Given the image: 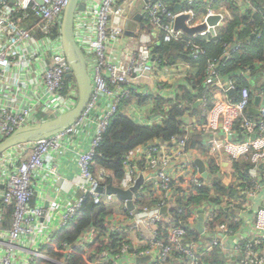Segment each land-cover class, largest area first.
Segmentation results:
<instances>
[{
    "label": "built area",
    "instance_id": "1",
    "mask_svg": "<svg viewBox=\"0 0 264 264\" xmlns=\"http://www.w3.org/2000/svg\"><path fill=\"white\" fill-rule=\"evenodd\" d=\"M174 1L182 7L178 12L169 10ZM235 1L244 3L245 11L253 9V0ZM214 2L80 0L85 9L75 15V40L88 64L92 98L81 117L65 131L15 146L0 155V264H74L77 257L84 264H200L203 255L199 245L188 238V230H195L199 221L196 222L199 210L204 216L201 234L209 241L207 251L218 252L221 264H264V83L255 96L261 99L258 115L249 116L255 93L249 88L236 92L234 78L224 81L219 62L210 61L203 85L212 94L217 89V98L209 111L204 109L205 98L199 99L196 103L202 113H188L192 117L185 130L202 136L201 150L190 149L186 135L169 141L156 139L123 157L124 176L117 186L105 185L109 175L103 169L94 172L103 135L117 114L143 126L162 123L164 114L157 111L158 101L172 100L174 90L160 83L157 76L168 79L187 64H178L176 69L167 67L154 46L161 39L171 43L186 38L190 59L204 55L205 50L195 39L215 37L221 27H215L213 36L207 30L190 37L176 31L174 24L179 17L188 15L186 25L195 28L209 17L220 16L224 26L226 7ZM68 3L69 0H0V144L19 129L56 119L77 105L78 87L76 81H66L70 65L61 43ZM200 3L205 6L201 14L184 8V4L197 8ZM138 5L142 22L131 29L135 16L132 11ZM127 31L133 37L127 36ZM120 43L122 48L117 51ZM230 53L227 49L223 57H230ZM230 92L234 94L231 100L226 97ZM142 98H147L148 103L141 106ZM85 140L87 150L77 152L73 147ZM70 154L77 156L79 168L73 179L59 174L60 161ZM224 159L229 165L239 163L245 169V180L234 168L226 175L234 196L222 198V205H217L216 194L211 193L212 201L190 205L187 210L192 216L186 223L178 222L171 212H182L179 198L187 203L197 190L211 186L222 176L215 168L222 173ZM197 160L204 164L203 173L195 164ZM140 178L143 183L132 196L133 210L128 209L126 201L121 209L114 210L112 205L118 197L108 195L106 188L129 191ZM47 179L53 180L50 187L55 189L54 198L37 202V187ZM63 196L67 197L65 202ZM87 199L95 206L109 207L104 229L91 227L74 243L58 247L55 235L78 219ZM6 208L13 209L8 226ZM226 208L234 211L230 213V223L219 222L210 229L217 211ZM52 217L57 218V225L56 231L50 233L48 220ZM241 224L243 228L239 230ZM113 235L128 242L115 250L111 248ZM51 248L59 259L47 254ZM147 258L145 263L137 262Z\"/></svg>",
    "mask_w": 264,
    "mask_h": 264
},
{
    "label": "trees",
    "instance_id": "2",
    "mask_svg": "<svg viewBox=\"0 0 264 264\" xmlns=\"http://www.w3.org/2000/svg\"><path fill=\"white\" fill-rule=\"evenodd\" d=\"M177 1L169 5V10L175 12V5ZM216 5L224 4L227 10V20L223 27H221L215 37L208 36L205 39L199 37L195 39L198 45H201L205 50V54L200 56L197 60L190 59L186 46L188 39L181 41H173L171 43H164L161 39L158 46H154V51L160 57L167 61V67L177 68L178 64H188L185 70H175L173 75L172 90L176 91V96L170 101H158L159 113L164 114L161 124L155 126H143L132 120L131 118L119 113L113 119L107 131L103 135L101 145L98 149L100 155L95 157L94 172L103 169L109 175L106 179L105 185L117 186L123 178V157L134 151L140 146L151 143L156 139L162 141H169L173 137L188 136L189 148L201 150L203 148V138L200 134L186 132L188 116L187 113L193 115H201L202 108L195 107L199 99L205 98V111L212 109L215 103V95L212 91L205 88L203 83L207 77V68L210 61L219 62V73L224 81L234 78L236 92L243 88H249L252 92L251 81L246 76H239L242 71H249L248 75L257 82L264 76V0H253V9L245 11L244 3H239L235 0H215ZM204 6L203 3L198 4V7L188 6L184 4V8H193L199 12ZM57 34L56 31H54ZM240 45V48L237 46ZM229 49L230 57H223L225 51ZM171 60L173 63H171ZM164 67V65H163ZM192 69V71L190 70ZM245 72V73H247ZM244 73V74H245ZM160 83L170 85L172 77L166 79V76H157ZM66 81L75 84L74 78H67ZM148 103L147 98L139 99V104L145 105ZM166 107L167 112L164 111ZM249 116H253L249 112ZM187 122V123H186ZM235 168L242 180H245V171L242 173L241 166L235 164ZM216 194L214 203L222 205V198L233 197L234 192L223 185L221 179L217 178L211 186L197 190L195 196H191L187 203L184 199L179 198V206L181 213L178 210H173L171 213L174 218L181 223H186L192 216L187 210L190 205L198 206L202 202L212 201L211 193ZM161 202V199L158 198ZM13 213L12 208L5 209V225L8 226L9 219ZM109 207L106 205L95 206L90 199H87L83 209L80 211L78 219L67 229L58 232L54 237V243L61 247L65 243H74L81 234L91 228L97 227L104 229V220L109 216ZM224 211L221 209L216 213L210 229H213L219 222L230 223L229 217H224ZM231 227L236 230V226L231 224ZM189 236L199 237L195 230H188ZM111 248L118 249L122 243L128 242V239L121 240L119 236L113 235L111 237ZM120 242V244H117ZM118 246V247H117ZM100 247H94V250L99 251ZM47 254L60 258L56 255L53 249L46 251ZM218 252L211 257L216 264H221L222 259ZM209 257V258H210ZM91 259L92 255L89 254ZM209 258H205L200 264L208 263ZM74 264H84L82 258L74 259Z\"/></svg>",
    "mask_w": 264,
    "mask_h": 264
},
{
    "label": "water",
    "instance_id": "3",
    "mask_svg": "<svg viewBox=\"0 0 264 264\" xmlns=\"http://www.w3.org/2000/svg\"><path fill=\"white\" fill-rule=\"evenodd\" d=\"M181 8L182 7L180 4L175 6V10L177 12L181 10ZM84 9L85 7L80 3V0H69V3L64 10V16L61 25V43L64 55L66 56L67 61L70 65V70L68 71L67 78L75 79L79 91V99L77 105L71 111H68L67 113L61 115L56 119L37 124L35 126L19 129L0 144V155L15 146L38 142L65 131L70 126H72L86 110L92 98L93 85L88 72V64L85 55L76 43L74 31L76 12L83 11ZM189 18L190 17L188 15L179 17L174 24L175 30H181L190 37L208 30L210 35L213 36L215 35V27L223 26L220 16H212L206 20V23L195 28H189L186 25V21L189 20ZM136 19L140 20V17H137ZM126 35L133 37L134 34L127 31ZM230 94L232 95L233 92H231ZM260 101V97H256L254 104L255 107L249 110L256 116L258 115L257 108L260 104ZM196 106L197 105H195V107ZM195 164L200 169V172L203 173L204 164L202 163V161L197 160ZM142 183L143 179L140 178L137 181L136 185L129 191H123L121 189L108 186L106 188V193L108 195H115L122 201H126L128 209L132 211V196L138 191ZM0 188H2L1 185ZM101 191L102 190H100V192ZM162 213L165 214L166 209H163ZM203 220L204 216L201 213L198 223L193 227V229H195L199 233L203 232ZM147 260L149 259H138L137 262L145 263Z\"/></svg>",
    "mask_w": 264,
    "mask_h": 264
},
{
    "label": "crops",
    "instance_id": "4",
    "mask_svg": "<svg viewBox=\"0 0 264 264\" xmlns=\"http://www.w3.org/2000/svg\"><path fill=\"white\" fill-rule=\"evenodd\" d=\"M178 4H180V3H176V5H178ZM175 5V6H176ZM139 9H141V5H138V8L136 9H133V14L135 15L134 16V19L130 22V25H129V28H131L132 29V27H133V24H137V26H139V24L142 22V18H141V16H140V13H139ZM204 9H205V6H203L202 8H201V10H199V12H197L198 14H201V13H203V12H205L204 11ZM137 17H140V20L138 19H136ZM219 30V29H218ZM218 30H217V32H218ZM130 37V36H129ZM118 46L116 47V49H117V51H119L121 48H122V44L120 43V44H117ZM159 45V44H158ZM157 45V46H158ZM114 54H116V53H114ZM171 63H173V61L171 60ZM188 65V64H187ZM187 65H185V67H184V69L183 70H185V71H187L188 70V68L186 67ZM191 71H192V69H190ZM173 72H174V70H173ZM242 73H239L238 75L240 76ZM241 76H246V77H248L251 81H249V83H251V85H252V89L254 90L255 89V91H254V93H255V95H254V97L255 96H257V93H258V91L260 90V88L262 87V85H263V83H264V76H262L261 78H260V80L257 82V85L255 84L256 83V81H254L253 79H251V77L247 74H242ZM171 77H172V79L170 80V85H169V87L172 85V81H173V73H172V75H171ZM171 88V87H170ZM176 89L172 92L173 94H174V96L176 95ZM214 91H215V93L216 94H218V90L217 89H214ZM215 93H214V95H215ZM231 93V92H230ZM230 93H228V94H226V97H227V99H229V100H231L232 99V97H233V95L234 94H230ZM174 96L171 98V99H174ZM215 97L217 98V95H215ZM256 98V97H255ZM254 104H255V100H254ZM253 104V106L251 107V108H254L255 107V105ZM196 105H197V103H196ZM197 107H199V105H197L196 106V108ZM250 108V109H251ZM249 109V110H250ZM154 113H156V111H154ZM251 114H253V116H256L253 112H250ZM152 116H157V114H153ZM187 116H189L190 118L188 119V121L187 122H190L191 121V115H189L188 113H187ZM198 116V115H197ZM200 116V115H199ZM136 122V121H135ZM186 122V123H187ZM189 127V126H188ZM88 137H86L85 139H87ZM77 152L78 151H86L87 150V142H86V140L81 144V145H75L74 147H73ZM239 166H241V171H242V173L245 171V169H244V167H243V165H241V164H239V163H237ZM222 173L220 172L221 170L219 169V168H215L217 171H218V173H219V175H222V176H220V178L219 179H221L222 180V182H223V185L225 186V187H227L228 188V185L230 184L229 183V179L226 177V175H228V172H230V170H232L233 168L235 169V171L237 172V169L235 168V165H229L228 164V162L226 161V159H224V161H222ZM238 173V172H237ZM59 174L62 176V177H64V178H67V179H73V178H75V177H77L78 176V174H79V168H78V165H77V156L76 155H74V154H70V155H67L66 157H64L61 161H60V168H59ZM246 174V173H245ZM41 180V179H40ZM40 180H38V183L40 182ZM52 182H53V180L52 179H47L46 181H44V182H41V183H39V187H37V202H39V201H52L53 200V198H54V195H55V192H54V190H51V185L50 184H52ZM228 184V185H227ZM67 200V197H65V196H63L62 197V201H66ZM122 200L121 199H119V198H117V200L114 202V204L112 205L113 206V208H114V210H116V209H121V205H122ZM111 211H113V210H111ZM223 211H224V217L226 216V217H229V216H231L230 215V213L233 211V210H230V209H223ZM203 214V212H202V210H199L198 212H197V218H196V222L199 220V217H200V214ZM233 214H234V211H233ZM56 225H57V218H55V217H52L51 219H49L48 220V229H47V231H49L50 233H52V232H54V231H56ZM238 228H239V230H241L242 228H243V225L241 224V225H238ZM196 231V230H195ZM197 233H198V235H199V237L198 238H196V237H194V236H189V241H192V242H195V243H198V245H199V248H200V251H201V254L203 255V257L201 258L202 260H204L205 258H209L210 256L212 257L213 256V254H215L216 252H213V253H211V254H209L208 253V237H205V235H202L201 233H199L198 231H196ZM132 240H134V241H137V239H136V237L135 236H133V235H131V234H129L128 235ZM232 242H234L233 240H232ZM218 255V254H217ZM211 257L209 258V262L208 263H203V264H216L215 263V261L214 260H212L211 259ZM147 262V261H146ZM222 263H223V260H222ZM171 264H176V263H171Z\"/></svg>",
    "mask_w": 264,
    "mask_h": 264
}]
</instances>
